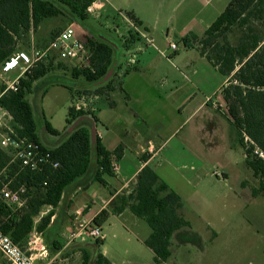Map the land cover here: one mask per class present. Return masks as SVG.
Wrapping results in <instances>:
<instances>
[{
	"label": "trees",
	"instance_id": "obj_1",
	"mask_svg": "<svg viewBox=\"0 0 264 264\" xmlns=\"http://www.w3.org/2000/svg\"><path fill=\"white\" fill-rule=\"evenodd\" d=\"M94 1L0 0V66L15 52L22 33H37L51 19L69 14L71 20L94 35L85 38L90 54L88 66L70 68L72 78L83 79L90 84L95 95H105L111 90L110 83L115 75L117 47L88 27V8ZM128 16L136 24H141L131 13ZM254 16L264 18V0H231L203 37L188 35L180 41L187 48L193 47V43L198 45L200 54L227 78V85L222 88L221 95L227 108V120L236 136L233 139L230 134V142L244 150L246 164L258 180V186L252 189V196L264 198V158L256 154L257 150L264 154V38L249 28L238 45H231L227 39L234 27L247 26ZM49 34L53 38L58 33ZM136 40L137 35L130 32L124 41L125 48H122L130 50ZM64 63L55 58L40 63L20 80L16 91L9 90L0 98L1 105L19 125L18 134L50 152L54 161L59 163L58 168L47 164L39 171H31L20 163H11L9 153L0 148V192L4 185L12 190L21 187L26 189V203L21 208L8 205L0 196V229L21 248L28 242L30 235L37 232L53 255L62 250L59 241L54 238L61 229V220L57 215L66 199H71L72 188L74 192L84 191L95 182L107 186L104 176L114 175L113 162L120 160L124 151L123 146L113 152L108 151L99 137L93 135L97 122L95 111H77L74 106L69 108L66 119L72 131L63 140L49 146L40 137L35 111L28 96L35 83L47 77L55 66L54 69H69ZM111 70V78L104 82ZM67 88L73 100L90 94L88 91H77L75 87ZM5 89L6 85L2 87L1 93ZM44 130L52 137L61 135L46 120ZM142 159L147 161L148 157ZM67 204L65 212L73 205V201ZM45 208L50 211L42 215ZM182 208V198L153 169L146 166L138 174L133 190L129 194L116 196L108 209L94 217L92 225L102 229L112 214L121 215L129 210L134 216L145 220L151 228L144 244L154 253V263L161 264L168 262L172 256L170 245L174 234L189 226L180 214ZM102 245L104 239H96L93 252H83L82 264H113L100 251Z\"/></svg>",
	"mask_w": 264,
	"mask_h": 264
},
{
	"label": "crops",
	"instance_id": "obj_2",
	"mask_svg": "<svg viewBox=\"0 0 264 264\" xmlns=\"http://www.w3.org/2000/svg\"><path fill=\"white\" fill-rule=\"evenodd\" d=\"M112 1L102 0V9L111 17L113 15L107 12V7ZM230 2L153 0L148 11L142 12L140 5L135 8L128 5V9H133L130 12L118 10L124 19L116 34L121 39L131 32L137 35V40L130 50L121 52L125 58L124 61L118 59L111 90L95 100L97 122L94 136L99 137L108 151L113 152L120 146L124 151L117 161L114 175L104 176L107 186L95 182L84 191H76L78 197L73 201L74 210L71 211L77 219L84 213L82 220L91 223L97 214L109 208L116 196L129 194L138 174L146 166L181 197V190L177 188L179 183L190 182L185 177L187 173H180L183 178L175 173L184 169L192 173L195 171V156L200 160L206 158L197 150L202 144L195 148L198 136L195 120L201 119L198 125L205 126V132L221 129L220 117L215 115L212 101L224 106L221 91L227 85V78L200 54L198 45L193 43L191 48L183 47L180 39L188 35L203 37ZM127 13L141 24H136ZM48 29L46 24L37 33H22L17 46L21 45L22 50L27 51L32 47L44 48L51 40ZM161 37L163 42H157ZM170 43L176 45V51L169 48ZM130 54L136 56L135 64L128 63ZM222 117L227 119L225 113ZM188 126L190 128L184 131ZM221 130L224 135V128ZM237 148L238 145L231 142L226 147L227 152ZM143 157L148 160L144 161ZM223 158L232 165L229 153ZM221 172L228 177L226 171ZM101 187L108 190V195L101 192ZM89 190H93L92 195L87 192ZM123 214L112 216L121 217Z\"/></svg>",
	"mask_w": 264,
	"mask_h": 264
},
{
	"label": "rangeland",
	"instance_id": "obj_3",
	"mask_svg": "<svg viewBox=\"0 0 264 264\" xmlns=\"http://www.w3.org/2000/svg\"><path fill=\"white\" fill-rule=\"evenodd\" d=\"M152 1L113 0L107 7V12L112 13V17L107 15L103 9L88 12L87 25L93 30L92 32L114 43L117 47L118 59L124 61L125 56L121 55V52L125 51L124 41L129 33L121 39L116 34L117 28L123 25L121 21L124 17L118 10L130 12L133 9H128V5L132 8L140 5L142 12L148 11ZM124 15L127 16L128 13ZM70 24L80 26L70 19L69 14L65 17L51 19L47 23L48 32H61ZM81 28L83 29L78 27V30L82 35L89 33V37L94 36L84 27ZM249 28H253L264 38V18L254 16L250 18L247 26L234 27L233 32L227 35L228 42L238 45L239 40ZM161 40L162 37L157 38V42ZM16 50H22L21 45L16 46ZM64 64L69 69H54L55 66L47 77L35 83L32 93L28 96L35 111L39 135L49 146L56 145L63 140L71 128L67 125L66 119L69 108L74 106L77 98L72 99L71 91L67 86L75 87L77 91H88L90 94L86 96L93 103L97 96L93 89H87L90 88V84L84 82L83 79L72 78L70 69L73 67L72 64L68 62ZM17 76L18 72L11 73L7 75V80L13 81ZM3 86L4 83L0 80V93ZM212 103L215 115L220 117L219 128H224V135L221 129L214 132L203 131L205 126L201 128L198 125L202 122L201 119L195 120V128L197 126L198 129L195 148L198 147L196 145L202 144V148L197 150L207 159L200 160L195 156V171L191 173L184 169L175 173L177 177L181 175L180 173H187L185 177L190 182L188 184L187 181H182L177 187L181 190L183 199L180 214L188 221L189 226L182 228L172 237L170 245L172 256L168 262L161 264H264V198L252 196V189L258 186V180L253 177L252 171L246 164L243 149L238 146L237 150L227 152L226 147L230 144L229 134H232L233 139H236V136L228 120L222 117L223 113L227 114L226 104L221 106L215 100ZM45 120L61 133L59 137H52L45 132ZM189 128L190 126L184 131ZM230 130L231 133H229ZM226 152L231 155L232 165L223 158L227 155ZM221 171H226L228 177H224ZM181 178H183L182 175ZM171 183L174 184L173 181ZM72 189L70 192L72 200L67 198L63 209L58 211L57 215L61 220V229L54 238L59 241L62 250L57 254H51L43 237L42 245L47 251L46 257L41 255V242L30 244L29 237L28 242L23 246V249L35 255L41 264H82L83 252L85 250L93 252L92 247L97 238L86 235L84 231L77 236L83 227H86L87 231L94 228L92 222L82 220L84 213L80 215V219H77L76 214L72 212L73 206L66 212L64 211L68 201H74L78 197V194L74 192L75 189ZM87 192L93 194V190ZM101 192L104 195L109 193L103 187H101ZM49 211V208H45L42 215ZM101 231L104 245L100 246V251L104 252L113 264H156L154 253L143 243L144 239L150 235L151 228L145 220L134 216L129 210H126L121 217L111 216Z\"/></svg>",
	"mask_w": 264,
	"mask_h": 264
},
{
	"label": "built area",
	"instance_id": "obj_4",
	"mask_svg": "<svg viewBox=\"0 0 264 264\" xmlns=\"http://www.w3.org/2000/svg\"><path fill=\"white\" fill-rule=\"evenodd\" d=\"M103 8L102 0H95L88 8V12L92 13ZM81 26V25H80ZM79 25L70 24L57 35L51 38L50 43L45 48L32 47L29 51L17 50L0 66V80L6 85V89L0 94V98L9 90L16 91L20 80L26 74H30L40 63H45L50 58L56 61L75 63L71 66H88L90 61L89 50L85 45V38L89 37L88 33H82L78 30ZM169 48L173 51L177 50L174 43L169 44ZM128 54V53H127ZM128 63L135 64L136 56L130 54L127 58ZM18 72V76L13 80H7V75ZM97 98V96L95 97ZM74 104L77 111H95L93 101L89 100L86 95L79 97ZM19 125L15 122L12 114L5 109L0 103V148L6 150L10 157L11 163H20L23 168L31 171H39L43 166L49 164L53 168H58L59 163L54 161L52 154L42 149V147L28 138L21 137L17 129ZM264 158V154L256 151ZM117 168V161L113 162V172ZM25 187L18 190H12L8 185H4L0 196L8 205L15 208H21L25 205L26 199ZM83 231L86 235L94 238H102V231L99 227L86 230V227L80 230L77 236ZM75 236V234H74ZM31 243L41 242V255L46 257V249L42 245V236L37 232L30 235ZM0 264H41L35 255L29 254L19 245L15 244L10 236L4 234L0 229Z\"/></svg>",
	"mask_w": 264,
	"mask_h": 264
},
{
	"label": "water",
	"instance_id": "obj_5",
	"mask_svg": "<svg viewBox=\"0 0 264 264\" xmlns=\"http://www.w3.org/2000/svg\"><path fill=\"white\" fill-rule=\"evenodd\" d=\"M112 73H113V70H111V71L108 73V75L106 76L104 82H107V81L111 78ZM71 131H72V129L70 130V132H71ZM94 132H95V127L93 128V135H94Z\"/></svg>",
	"mask_w": 264,
	"mask_h": 264
}]
</instances>
